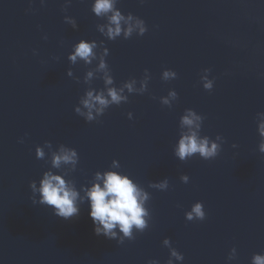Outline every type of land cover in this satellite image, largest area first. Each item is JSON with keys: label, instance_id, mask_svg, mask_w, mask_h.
Segmentation results:
<instances>
[{"label": "water", "instance_id": "water-1", "mask_svg": "<svg viewBox=\"0 0 264 264\" xmlns=\"http://www.w3.org/2000/svg\"><path fill=\"white\" fill-rule=\"evenodd\" d=\"M64 4L0 0V264H167L165 238L183 254L182 264H228L233 247L230 264H250L253 254L264 253V154L256 122L264 112V0H119V10L143 19L148 31L115 41L96 30L104 21L91 13L92 0H71L66 12ZM81 39L104 41L115 86L141 80L145 69L151 77L147 92L111 106L99 122L74 112L88 87L103 88L95 72L83 84L88 67L67 60ZM70 67L80 83L66 75ZM166 69L177 78L163 81ZM204 69L215 78L211 92L200 83ZM185 109L205 117L202 136L226 141L214 160L174 157ZM45 141L77 151V171L68 177L77 189L119 161L120 171L151 195L148 229L118 245L94 234L87 204L67 221L32 205L29 182L49 167L35 157ZM165 178L168 190L148 188ZM196 202L206 218L189 222L185 212Z\"/></svg>", "mask_w": 264, "mask_h": 264}, {"label": "clouds", "instance_id": "clouds-1", "mask_svg": "<svg viewBox=\"0 0 264 264\" xmlns=\"http://www.w3.org/2000/svg\"><path fill=\"white\" fill-rule=\"evenodd\" d=\"M118 2L119 0H92L91 13L104 21V23L96 25V30L108 41H115L121 37L128 40L133 34L144 36L148 31L145 21L130 12L127 15L123 14L117 7ZM40 3L44 5L45 0H40ZM139 3H145V0H139ZM70 4L71 0H65L62 11L66 12ZM64 22L70 25L73 30L78 29L74 18L65 15ZM43 38L46 40L47 36ZM33 54L36 55V52L34 51ZM108 56L109 49L105 46L104 41H100L98 44L95 40L85 39L75 43L67 56L70 65L83 63L88 67L83 76V84L90 85L94 72L96 79L103 82L102 89L88 87L85 95L79 99L78 106L74 108V112L86 123L99 122V118L111 106L118 107L122 103H128L130 95H143L148 90L151 77L147 69H145L141 80L137 81L133 78L125 81L119 87L115 86L114 78L106 61ZM97 61H99L98 68L96 67ZM210 72L211 69H204L200 76V83L207 92L213 90L215 82V78L209 79ZM66 75L69 78H74L77 83L81 82L79 77H74L71 67L67 70ZM176 78L177 73L170 69L164 70L161 75V79L165 82ZM138 83L139 87H136ZM94 92L97 94L94 95ZM167 96L173 97L175 101L178 99L175 90H170ZM159 102L168 108L172 107L166 98H160ZM127 118L132 120L133 113L128 112ZM204 119V116L193 109H185L180 117L179 127L185 131L179 134L173 147V155L180 162H186L194 156H198L204 161L214 160L222 151V145L226 141L221 135H217L214 140L201 135ZM256 122L260 137L258 151L260 154H264V112L256 114ZM237 147L236 144L232 145V148ZM35 157L37 160H44L49 167L42 173L38 181L29 182L31 193L29 199L32 205L47 207L51 209L52 215L67 221L78 216L81 205L87 204L94 234L114 240L118 245H123L126 240L133 241L135 239L134 232L142 234L148 229L151 214L147 205L151 195L129 175L120 171L119 161L113 160L109 170L95 172L87 186L82 185L77 189L75 182L68 178L70 173L77 171L79 164V156L74 148L63 144L54 148L50 141H45L43 146L35 148ZM180 181L184 184L189 183V176L181 175ZM148 188L166 191L169 188V181L165 178L159 182H150ZM205 218L206 213L201 202L194 203L190 211L185 212V219L189 222H202ZM162 244L169 249L167 264H174V262L182 264L184 256L172 247L170 239L165 238ZM236 256L237 250L233 247L227 257L228 264L235 260ZM148 264H159V261L153 259L148 261ZM250 264H264V253L253 254Z\"/></svg>", "mask_w": 264, "mask_h": 264}]
</instances>
